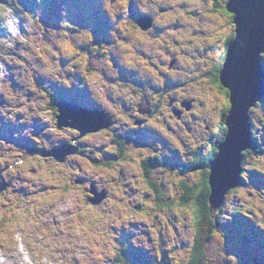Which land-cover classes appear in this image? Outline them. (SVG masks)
Returning <instances> with one entry per match:
<instances>
[{
  "label": "rangeland",
  "instance_id": "rangeland-1",
  "mask_svg": "<svg viewBox=\"0 0 264 264\" xmlns=\"http://www.w3.org/2000/svg\"><path fill=\"white\" fill-rule=\"evenodd\" d=\"M222 2L63 0L60 5L57 1L61 10L51 28L41 32L39 27H33L37 32L33 41L15 44L18 37L5 39L10 34L7 24L24 3L0 0V22L7 33L0 37V182L9 184V190L0 196V219H5L0 224L4 227L0 230L2 261L7 256L10 264H189L196 232L192 211L181 206L182 189L179 185L175 188V182L180 180L175 173H161L160 177L170 187L164 200H173L176 194L178 207L158 211L150 199H144L145 187L138 194L118 191L111 182L109 169L94 171L92 162L83 157L72 159L68 167H56L36 160L26 149L30 145L52 148L68 138L66 133L56 132L44 115L48 91L74 89L71 95L79 94L77 99L81 102L95 100L109 105L116 89L126 92L139 89L136 81L145 75L147 68L149 83L162 84L160 72L173 59L178 69L170 73L177 75H167V80H187L191 84L180 88L209 101L217 134L223 111L231 106V101L200 76L222 64L227 40L234 32L231 17L216 8L224 6ZM142 16L154 18L150 29H142L151 31L150 36H143L136 28ZM44 32L48 35L42 42ZM92 38L96 45L100 41L98 47L88 42ZM12 44L13 50L9 48ZM93 59L99 61L98 66ZM138 59L142 67H137ZM107 62L126 72L108 71ZM153 62L158 66L152 67ZM123 73H127L131 84L120 79ZM12 88L17 89L15 93ZM97 92L108 96H85L89 93L94 97ZM258 104L261 107L250 112L251 125L253 136L264 147V100ZM202 143L205 140L198 145L203 147ZM22 152L25 158L20 163ZM243 168L245 185L229 192L225 209L240 206L244 212L250 209L247 216L256 212L260 217L244 220L238 211L234 218V211L228 209V219L220 225L228 229L220 227L221 231L213 235L205 255L206 264H264V237L260 236L261 228L264 229V154L248 152L242 158ZM183 172L184 180L192 178L189 168L184 167ZM82 176H90L93 184L98 182L97 187L114 193L105 206L92 207L85 191L73 187L74 181ZM195 180L201 183L200 173ZM118 193L120 199H125L120 201ZM140 203L144 205L138 206ZM7 226L10 228L5 230ZM18 253L22 254L21 259ZM117 255H123L128 263Z\"/></svg>",
  "mask_w": 264,
  "mask_h": 264
},
{
  "label": "flooded vegetation",
  "instance_id": "flooded-vegetation-1",
  "mask_svg": "<svg viewBox=\"0 0 264 264\" xmlns=\"http://www.w3.org/2000/svg\"><path fill=\"white\" fill-rule=\"evenodd\" d=\"M141 34L150 36L151 31H141ZM149 60H152V58ZM173 60L176 65V60ZM138 61L140 62L138 65L142 66V61L140 59ZM106 65L109 67L110 63H106ZM175 65L162 68L160 73L163 74L160 76L163 77V83L160 85L149 83L150 73L147 68L145 75L136 81L139 89H131L133 92L116 89V94L108 100L109 105H103L94 100L95 104H85L77 99L80 96L79 94L71 95L70 91L69 93L68 91L63 93L61 90H57L47 94L48 98L46 100L48 102L44 107V115H47L49 123L54 126L56 132L68 135L62 145L76 149L78 154L69 156L65 163H58L53 158L44 160L63 168L68 167L72 159L75 158L83 157L89 160L90 163L96 159V162L92 163L94 171L99 169L111 170L112 183L123 189L131 186L134 191H137L143 186L146 191L152 193L153 199L159 207L164 206L166 201H170V198L165 201L164 194L160 191L161 188L166 189L161 182L160 174L171 172L167 166V157L170 156L168 159L170 162L176 158L183 159L178 167H187L191 171L199 153L200 144L198 145V143L200 140H205V143L202 144H206L211 151L215 146L213 141L216 135V132H214L216 127L213 122L214 116L212 110H210L209 101L204 97L197 96L195 93H189L187 88H180L181 86H188L191 82L187 80L181 82L167 80V75H177V73H170L178 69ZM156 66L158 65L153 62L152 67ZM111 70L116 71V73L121 72L120 66L114 64ZM127 73L122 75L120 79L129 81L124 78L127 77ZM156 73H158L157 70ZM210 76V69H208L200 78L205 79L207 85L211 83L219 91ZM147 85H149V88L145 87ZM103 96H108V94H95L92 98ZM64 99L66 102L75 103L85 109L100 111L102 120L105 123H110L109 127L85 135L73 128L58 130L57 117L60 111L57 102ZM260 107L258 106V108ZM167 133L170 135L167 136ZM256 150L257 152L253 151L252 154L259 153L258 147H256ZM243 169L245 171V168ZM176 176L180 178L178 185L182 189L181 198H183L189 190L183 186L182 177L184 175L177 174ZM92 180L94 179L90 176H82L74 181L75 186L85 191L88 200L91 199L90 187L94 186ZM186 181V186H189L188 189L191 188L190 191L197 187V185L192 187L193 183H199L191 179ZM149 183L158 186V190H154V187ZM194 192L196 191L191 192V196ZM149 196H145L144 199H148ZM190 203L193 206L195 204L191 201ZM168 204L171 207V203ZM143 205L144 203L139 206ZM176 206L178 207V205Z\"/></svg>",
  "mask_w": 264,
  "mask_h": 264
},
{
  "label": "water",
  "instance_id": "water-1",
  "mask_svg": "<svg viewBox=\"0 0 264 264\" xmlns=\"http://www.w3.org/2000/svg\"><path fill=\"white\" fill-rule=\"evenodd\" d=\"M227 11L233 15L235 36L228 45L220 79L222 86L229 90L231 108L225 122L228 128L225 142L219 147L218 157L210 169L214 213L221 208L227 194L241 184L242 153L252 149L253 145L250 111L264 97V0H228ZM152 24L153 20L150 18L138 21L143 30L150 29ZM59 107L60 128L71 127L86 134L108 127L107 124H102L96 113L65 103ZM70 119L72 122H69ZM73 152L65 146L47 152L30 150L31 155L55 157L59 162H64ZM7 187L8 185L2 184L0 193ZM94 202L100 203L97 199Z\"/></svg>",
  "mask_w": 264,
  "mask_h": 264
},
{
  "label": "trees",
  "instance_id": "trees-1",
  "mask_svg": "<svg viewBox=\"0 0 264 264\" xmlns=\"http://www.w3.org/2000/svg\"><path fill=\"white\" fill-rule=\"evenodd\" d=\"M223 2H224V6L220 5V6H217L216 8L228 14L231 17V23L233 24V15H231L227 11L228 1L226 3V0H223ZM234 36H235V33L233 32L227 40L226 49L228 48V45L233 40ZM225 57L226 56L223 57V62L221 65L214 66L213 69L210 70V75H211L210 79L212 80L213 84L218 87L220 93L224 95L227 100H229L230 99L229 90L225 89L222 86L221 79H220V72L222 70V65L224 64ZM263 59H264V55H263ZM230 108L231 106L228 105L223 111L222 123L219 126L218 133L215 135V138L213 141V143H215V146L212 148V150L210 151V149L208 148L206 144L203 145V147H200L199 145V148H198L199 153L197 155L195 163L192 165L193 168L191 169L192 173L190 175L192 176V178L190 179L194 181L196 179V175L200 173L201 183L200 184L198 183L197 187L190 191L191 188L188 189L189 186H186L187 181L183 179V186L185 187V189L189 191L185 194V196H183L181 200V202L183 201L181 206L183 207L188 206L190 210L192 211L193 227H194V232H196V239L194 241V247H193V251L191 254L189 264H206L205 255H206L208 246L211 243L210 241L212 240L213 235L216 232H220L221 228H225L226 230L228 229L227 226L221 227L222 226L221 224H223L224 219H228L227 218V215H228L227 213L229 212L228 209L232 208V206L230 207L227 206V210H226L225 209L226 205L224 204L222 209L220 208L217 213H214V210H213L214 207L212 206V203H211V186H210L209 178H210V173H211V170H210L211 165L217 159L219 150H220L219 147L225 142V139H226L227 127H226L225 122L229 116ZM251 123H253V120H251ZM18 127H23V125H20ZM252 134L254 135L253 130H252ZM253 139L255 141V148L253 150H250L249 152H253V151L257 152L256 147H258L259 154L260 155L264 154V147L261 145L260 142L257 141L255 136H253ZM247 153L248 152L243 154L244 158L246 157ZM22 154L24 155H22L21 158L24 159L25 152H22ZM35 159L37 160L38 158H35ZM149 184L154 187V190H158V186H155L151 183ZM243 185L245 184L243 183ZM192 191H196V194H193L195 198L191 196ZM191 200L195 202L194 206L191 205L190 203ZM172 202L176 203V198L173 199ZM232 210L234 211L232 213V217L234 218H236V212L238 211L241 213L240 214L241 218L244 220H246L247 218H249L250 220L255 219L257 216L260 217V215L257 214L256 212H254L252 216H247V213H250V209L247 212H244L240 206L235 207V208L233 207ZM4 222H5V219L0 220L1 225ZM262 223H263V220H262ZM226 236L227 235H225V237Z\"/></svg>",
  "mask_w": 264,
  "mask_h": 264
},
{
  "label": "bare ground",
  "instance_id": "bare-ground-1",
  "mask_svg": "<svg viewBox=\"0 0 264 264\" xmlns=\"http://www.w3.org/2000/svg\"><path fill=\"white\" fill-rule=\"evenodd\" d=\"M69 99V98H68ZM65 100V99H64ZM264 100V97L262 98V100L260 101V102H258V103H261L262 101ZM256 104V106L255 107H253L251 110H253V109H255L259 104ZM251 112V111H250ZM250 124H251V115H250ZM252 125H251V139H252V142H253V145H252V149H248V150H246V151H244L243 152V154L244 153H246V152H249L250 150H253L254 148H255V141H254V139H253V134H252ZM227 131H228V128H227ZM243 154H242V158H244L243 157ZM242 158H241V169H242ZM242 171H244V169L242 170ZM243 185V172L241 173V184H240V186H238L237 188H239V187H241ZM237 188H235V189H237ZM235 189H233V190H235ZM233 190H231V191H233ZM230 191V192H231ZM229 195V193L227 194V196ZM227 196H226V198H227ZM226 198H225V201H226ZM225 201H224V203H223V205L221 206V209L223 208V206H224V204H225ZM231 232V231H230ZM260 253V252H259ZM18 257H19V259H21V257H22V254L21 253H18ZM0 264H8V263H4V262H1L0 261ZM19 264H26L25 262L24 263H19Z\"/></svg>",
  "mask_w": 264,
  "mask_h": 264
}]
</instances>
